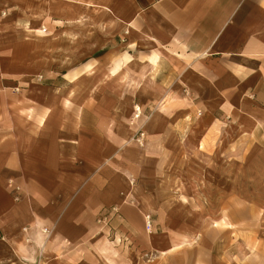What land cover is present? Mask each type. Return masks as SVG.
Returning a JSON list of instances; mask_svg holds the SVG:
<instances>
[{"label": "rangeland", "instance_id": "374dc122", "mask_svg": "<svg viewBox=\"0 0 264 264\" xmlns=\"http://www.w3.org/2000/svg\"><path fill=\"white\" fill-rule=\"evenodd\" d=\"M116 1L0 0V70L35 71L67 107L89 105L93 132L108 136L96 172L123 197L79 239L52 240L53 252L54 229L14 239L6 264H264V130L252 133L260 111L243 98L208 122L202 109L217 95L182 93L178 81L174 92L164 71L132 67L125 55L148 52Z\"/></svg>", "mask_w": 264, "mask_h": 264}, {"label": "crops", "instance_id": "0c3cea01", "mask_svg": "<svg viewBox=\"0 0 264 264\" xmlns=\"http://www.w3.org/2000/svg\"><path fill=\"white\" fill-rule=\"evenodd\" d=\"M115 7L132 29L133 44L148 52L125 55L132 67L143 60L156 74L164 71L174 92L217 95L202 109L208 122L232 114L245 98L247 109L260 111L252 133L264 130V0H117ZM113 67L112 74L120 72ZM42 77L27 69L0 70V264L15 263L7 260L14 239L44 238L45 229H54L53 252L52 240L92 231L96 215L123 198L104 172H96L100 162L94 159L101 161L108 136L93 132L85 117L89 105L72 110ZM222 94L231 97L221 100Z\"/></svg>", "mask_w": 264, "mask_h": 264}, {"label": "built area", "instance_id": "2783aa9c", "mask_svg": "<svg viewBox=\"0 0 264 264\" xmlns=\"http://www.w3.org/2000/svg\"><path fill=\"white\" fill-rule=\"evenodd\" d=\"M20 191H21L20 187L19 186H16L15 187V190H14V195H15V199L16 200H19L20 199ZM147 225L149 227H152V220H150V217H148ZM45 232H47V231H45Z\"/></svg>", "mask_w": 264, "mask_h": 264}, {"label": "bare ground", "instance_id": "6f19581e", "mask_svg": "<svg viewBox=\"0 0 264 264\" xmlns=\"http://www.w3.org/2000/svg\"><path fill=\"white\" fill-rule=\"evenodd\" d=\"M137 117H139V114L137 115Z\"/></svg>", "mask_w": 264, "mask_h": 264}]
</instances>
